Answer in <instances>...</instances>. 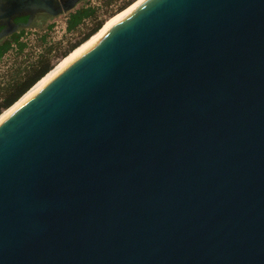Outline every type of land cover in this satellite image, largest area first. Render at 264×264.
Listing matches in <instances>:
<instances>
[{"label":"water","instance_id":"obj_1","mask_svg":"<svg viewBox=\"0 0 264 264\" xmlns=\"http://www.w3.org/2000/svg\"><path fill=\"white\" fill-rule=\"evenodd\" d=\"M0 264H264V0H143L3 116Z\"/></svg>","mask_w":264,"mask_h":264},{"label":"trees","instance_id":"obj_2","mask_svg":"<svg viewBox=\"0 0 264 264\" xmlns=\"http://www.w3.org/2000/svg\"><path fill=\"white\" fill-rule=\"evenodd\" d=\"M112 1L114 0H107L105 4L109 5ZM129 2L122 4L118 9L122 10ZM99 11L100 8L97 5L81 4L66 13V32L79 35V37L74 42L68 40L65 48L62 41L50 43L47 40L48 31L52 27L49 25L46 32L40 37L42 51L35 58L20 57L25 48V43L19 38L25 28L19 29L0 41V59L13 48V44H15L18 55L15 65L11 68L13 71L7 75L4 83L0 86V113L15 103L37 80L51 70L52 57L57 54L66 55L101 28L103 19Z\"/></svg>","mask_w":264,"mask_h":264},{"label":"rangeland","instance_id":"obj_3","mask_svg":"<svg viewBox=\"0 0 264 264\" xmlns=\"http://www.w3.org/2000/svg\"><path fill=\"white\" fill-rule=\"evenodd\" d=\"M106 1L107 0H83L78 5H81V4H91L92 5V2H93V3H95V5L99 6V8H100L99 12H100V15L103 19V24H102V26H103L108 21L112 20L117 15H119L123 10L128 8V6L133 4V2H135L136 0H114V1L110 2L109 5L105 4ZM127 1H130V2L122 10H119L118 7L121 6L122 4L126 3ZM66 20H67L66 13L58 15V16H54V17L41 16V17L37 18L32 23L31 26L25 28L24 32L27 31L29 34V33H31V31H45L49 25H52V27L50 29V31H51L50 35L52 37H54L53 42L62 41V44L64 45L63 47L65 48L67 46L66 42L68 40H70L71 42H74L79 37V35H74L73 33H67V32L65 33L64 32V30L62 29V24L64 23V21L66 22ZM74 49L70 50L64 56H62L61 54H57L56 56L52 57V68L55 65H57V63H59L64 57H66ZM31 51H33V50H31ZM17 56L18 55H17L16 51L10 50L0 59V86L2 83H4V80L6 79L7 75H9V73H11L13 71V69H11V68L13 65H15L14 63L17 60ZM27 56L30 57L31 54L27 53ZM6 109H3L1 111V113H3Z\"/></svg>","mask_w":264,"mask_h":264},{"label":"bare ground","instance_id":"obj_4","mask_svg":"<svg viewBox=\"0 0 264 264\" xmlns=\"http://www.w3.org/2000/svg\"><path fill=\"white\" fill-rule=\"evenodd\" d=\"M143 0H136L128 6L125 10H123L119 15H117L112 20L108 21L105 25H103L96 33H94L91 37H89L86 41L76 47L72 52H70L66 57H64L57 65H55L50 71H48L43 77L37 80L32 87L28 89L15 103H13L9 108H7L1 115L0 119L5 116L14 106H16L26 95H28L35 87H37L40 83H42L47 77H49L53 72H55L59 67H61L66 61H68L74 54H76L79 50L101 35L104 31L109 29L115 23H117L120 19H122L125 15H127L130 11L137 7Z\"/></svg>","mask_w":264,"mask_h":264},{"label":"built area","instance_id":"obj_5","mask_svg":"<svg viewBox=\"0 0 264 264\" xmlns=\"http://www.w3.org/2000/svg\"><path fill=\"white\" fill-rule=\"evenodd\" d=\"M92 5H95V3L92 2ZM62 29L66 33V22L65 21L62 24ZM45 32H46V30L45 31H31V33H29V34L27 31L22 33V35L20 36L19 39H20V41L25 43V48L22 51V54L20 55L21 58H27V53L31 54L30 58L31 57L35 58L42 51V45H41L40 37ZM50 34H51V31L49 30L47 40L51 43L54 41V37H52ZM10 50L16 51L15 44H13V48ZM31 50H33V51H31Z\"/></svg>","mask_w":264,"mask_h":264},{"label":"flooded vegetation","instance_id":"obj_6","mask_svg":"<svg viewBox=\"0 0 264 264\" xmlns=\"http://www.w3.org/2000/svg\"><path fill=\"white\" fill-rule=\"evenodd\" d=\"M41 16H44L43 14H40L39 16H37V18H39V17H41ZM46 16V15H45ZM37 18H35V20L37 19ZM14 21L16 22V23H18V24H22V23H24L25 21H26V17H17V18H15L14 19Z\"/></svg>","mask_w":264,"mask_h":264}]
</instances>
